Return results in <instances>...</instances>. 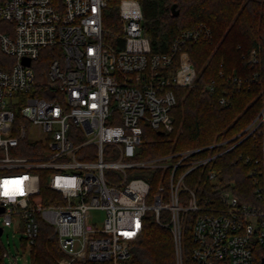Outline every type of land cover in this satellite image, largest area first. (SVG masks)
<instances>
[{
	"label": "built area",
	"instance_id": "2783aa9c",
	"mask_svg": "<svg viewBox=\"0 0 264 264\" xmlns=\"http://www.w3.org/2000/svg\"><path fill=\"white\" fill-rule=\"evenodd\" d=\"M111 1L0 4V51L8 56L0 64L4 225L22 233L29 254L41 224L52 226L64 254L59 264H133L132 243L152 216L172 231L177 264H188L185 217L194 212L191 264H264V146L239 156L252 184V192H242L245 199L228 183L202 203L186 182L200 170L197 180L205 175L217 184L218 172L206 165L236 143L216 138L206 146L135 157L145 125L173 130L174 87L192 85L195 78L183 47L210 38L211 30L197 24L178 34L169 52L152 53L140 1L114 0L120 27L111 43L104 24ZM46 48L42 78L34 61ZM177 58L180 66L173 70ZM259 62L254 49L249 63ZM232 81L242 86L238 76ZM263 121L264 106L245 137ZM93 210L104 211L101 226L90 222ZM0 227V264H8Z\"/></svg>",
	"mask_w": 264,
	"mask_h": 264
},
{
	"label": "trees",
	"instance_id": "16d2710c",
	"mask_svg": "<svg viewBox=\"0 0 264 264\" xmlns=\"http://www.w3.org/2000/svg\"><path fill=\"white\" fill-rule=\"evenodd\" d=\"M3 1L0 0V4ZM139 1L143 9L144 33L150 40L152 53L169 52L173 39L197 24L206 25L211 30V37L188 42L183 47V51L189 54L195 78L192 85L174 87L177 96V103L171 111L174 128L162 131L145 125L135 157L148 158L206 146L216 138L226 139L230 144L236 143L235 147L206 165L207 169L218 172V183H212L205 175L197 180L200 170L186 183L197 191L199 203L213 197L218 185L228 183H235V193L245 199L246 194L242 192H252V184L249 166L239 156L253 154L257 147L264 146V121L245 137V129L264 106V0ZM104 24L106 40L115 43L120 17L114 0L105 11ZM254 49L258 50L260 58L256 66L249 63ZM48 50L44 49L40 61H34L36 69L41 61V65H46L43 56ZM6 59L8 56L0 51V64ZM179 66L180 59L177 58L171 69L176 70ZM255 71L259 76L254 77ZM233 76L241 79L242 86L232 81ZM213 80L214 91L210 88ZM222 99H225L224 103ZM159 175L158 172L157 178ZM44 192H49L48 186ZM195 215L190 212L185 217L184 259L188 264H191ZM131 253L133 264H177L172 231L158 224L152 216L146 217L141 234L132 243ZM63 255L53 227L42 223L40 234L31 248V264H59Z\"/></svg>",
	"mask_w": 264,
	"mask_h": 264
},
{
	"label": "rangeland",
	"instance_id": "374dc122",
	"mask_svg": "<svg viewBox=\"0 0 264 264\" xmlns=\"http://www.w3.org/2000/svg\"><path fill=\"white\" fill-rule=\"evenodd\" d=\"M185 60L190 61L189 54L184 53ZM41 64V63H40ZM191 64V63H190ZM192 68V65H190ZM38 76L45 78L46 65H41L38 70L36 69ZM167 202V201H166ZM105 213L102 210L91 211L90 222H95L99 226L103 224ZM0 226L4 227V234L1 237V242L5 245L7 251L10 253L9 258L6 259L8 264H31V257L28 249H24L21 236L22 233L16 231L12 226H5L2 216H0ZM186 252V246L184 253Z\"/></svg>",
	"mask_w": 264,
	"mask_h": 264
},
{
	"label": "water",
	"instance_id": "95a60500",
	"mask_svg": "<svg viewBox=\"0 0 264 264\" xmlns=\"http://www.w3.org/2000/svg\"><path fill=\"white\" fill-rule=\"evenodd\" d=\"M24 63L26 65H29L30 64V59H24ZM3 211H4V208L2 206H0V213H2ZM2 232H3V229H2V227H0V235L2 234Z\"/></svg>",
	"mask_w": 264,
	"mask_h": 264
}]
</instances>
